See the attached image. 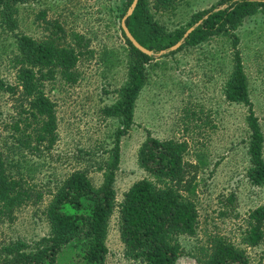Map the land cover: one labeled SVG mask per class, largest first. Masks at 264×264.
Instances as JSON below:
<instances>
[{"label": "rangeland", "instance_id": "obj_1", "mask_svg": "<svg viewBox=\"0 0 264 264\" xmlns=\"http://www.w3.org/2000/svg\"><path fill=\"white\" fill-rule=\"evenodd\" d=\"M128 1L13 3L8 11L12 10L16 21L14 30L2 25L0 8V80L6 83H17L12 57L18 52V34L39 41L47 39L54 34L52 24L57 21L67 35L60 40L63 45L71 44L69 35L73 32L90 40L77 63L76 82L66 81L59 73L44 82V91L57 109L58 139L51 149L36 140L33 125L25 127L21 123L22 130L14 131L21 104L27 105V101L20 91L11 95L0 89V148L8 155V169L32 190L43 193L39 201H26L11 213L0 212V246L17 240L34 244L50 234L46 210L53 193L70 173L85 170L95 185H101L114 150L116 130L122 127L120 119L105 114L104 108L118 100L119 90L128 78V67L135 59L122 32ZM219 1L146 0V9L151 27L164 36L176 29H187L195 12ZM235 36L239 38L236 47ZM179 41L181 46L173 52L170 48L153 49V58L146 63L148 79L136 101L134 123L120 138L114 182L117 202L135 181L148 177L138 163L147 130L160 139L187 141L186 158L199 166L193 195L199 222L194 235L179 237L184 253L177 264H200L198 259L207 254L216 236L244 248L251 264H264V238L253 246L247 243L244 232L250 211L264 205V185L253 184L248 177V106L226 98L237 48L264 133V8L245 16L229 32L209 36L195 45L188 44L185 36ZM230 196L233 201L228 200ZM107 246L105 264H136L125 255L118 207L110 219ZM71 253L64 251L58 264H75Z\"/></svg>", "mask_w": 264, "mask_h": 264}, {"label": "trees", "instance_id": "obj_2", "mask_svg": "<svg viewBox=\"0 0 264 264\" xmlns=\"http://www.w3.org/2000/svg\"><path fill=\"white\" fill-rule=\"evenodd\" d=\"M23 1L26 0H0L3 26L14 30L16 21L11 15L12 10L8 9L13 3ZM132 2L128 1L124 13ZM258 8H264V0H220L216 5L195 12L187 29H176L159 36L148 18L146 0H139L126 19V25L140 44L159 50L171 48L183 36L188 44L195 45L209 36L229 32ZM52 29L54 34L41 41L18 34V52L12 57L17 83L13 85L0 80V89L11 95L20 91L27 101V105L21 104L14 131L22 130L21 123L25 127L33 125L36 140L47 149H51L58 139L57 109L56 103L44 91V82L56 73L68 82H76L77 63L90 45V40L78 32L69 35L71 44L63 45L60 40L67 37L64 28L54 21ZM122 32L135 59L128 67V78L119 90L118 100L104 108L105 114L120 119L122 127L116 130L114 150L104 168L101 185H95L85 170L70 173L53 193L46 210L50 234L34 244L17 240L0 246V264H58L66 250L72 252L70 258L75 264H105L110 219L116 207L125 255L136 264H177L184 253L179 237L196 233L199 210L193 195L199 166L186 158L187 141L160 139L147 130V138L138 152V163L148 177L135 181L124 193L122 201L117 202L114 182L120 161V138L134 123L136 101L148 79L146 63L153 58L138 49L123 29ZM235 37L236 47L239 38ZM235 49V66L226 84V98L248 106L247 122L251 132L248 177L253 184L264 185V133L249 96L242 58ZM42 197L41 191L32 190L22 178L10 173L8 155L0 148V212L11 213L17 205L39 201ZM228 200L233 201V196ZM244 232L250 245H258L263 240L264 205L250 211ZM198 261L200 264H251L246 250L224 236L214 237L211 248Z\"/></svg>", "mask_w": 264, "mask_h": 264}, {"label": "water", "instance_id": "obj_3", "mask_svg": "<svg viewBox=\"0 0 264 264\" xmlns=\"http://www.w3.org/2000/svg\"><path fill=\"white\" fill-rule=\"evenodd\" d=\"M139 0H133L130 8L128 9L127 14L124 16L123 20H122V28L125 31L127 37L132 41V43L138 48L140 49L142 52L151 55L153 54V51L146 48L145 46H143L142 44L139 43V41L132 35V33L130 32L129 28L126 25V19L133 13V11L135 10L137 3ZM191 29H189L190 31ZM188 33V32H187ZM187 35V34H186ZM182 42L179 41L177 42L175 45H173L170 50H177L180 46H181ZM165 51H162L161 53H164Z\"/></svg>", "mask_w": 264, "mask_h": 264}]
</instances>
